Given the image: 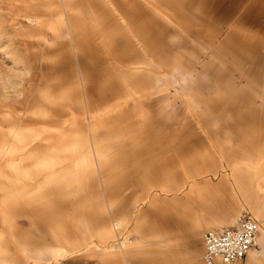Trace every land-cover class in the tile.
I'll list each match as a JSON object with an SVG mask.
<instances>
[{"label":"rangeland","instance_id":"obj_1","mask_svg":"<svg viewBox=\"0 0 264 264\" xmlns=\"http://www.w3.org/2000/svg\"><path fill=\"white\" fill-rule=\"evenodd\" d=\"M1 142L0 264H202L205 227L262 234L264 0H0Z\"/></svg>","mask_w":264,"mask_h":264},{"label":"built area","instance_id":"obj_2","mask_svg":"<svg viewBox=\"0 0 264 264\" xmlns=\"http://www.w3.org/2000/svg\"><path fill=\"white\" fill-rule=\"evenodd\" d=\"M260 223L250 215H241L229 227L208 230L203 234L206 264H233L256 247Z\"/></svg>","mask_w":264,"mask_h":264},{"label":"crops","instance_id":"obj_3","mask_svg":"<svg viewBox=\"0 0 264 264\" xmlns=\"http://www.w3.org/2000/svg\"><path fill=\"white\" fill-rule=\"evenodd\" d=\"M37 102H38L37 97H34L32 103H31V108L37 107V106H34L35 104L37 105ZM84 107H85V112L87 113L88 120H89V132H90L89 138H87L88 145H87V150H86V154H85L84 158L89 157V159L91 160L92 157L93 158L95 157L97 159V158H99V151H98L97 141L95 140V137H94V134H93V114H92V112L89 109V103H88L87 100L84 101ZM22 124H24L23 121L20 124H19V122H17L16 124H14L13 127H10V129H11L10 131L11 132L9 133V135H10V138L12 139V141H10L9 146H14V147L15 146L16 147H21L22 146L23 149H21L20 151H25L27 149V144H24V142H23L26 139L24 137V134H25V132H23L24 130H21V128H20V126H22ZM43 139L48 140V139H51V138L50 137H44ZM0 144H2V142ZM33 144H35V143H33ZM48 144H49V146L46 149L42 147V149H41L42 152H39V151H41L40 150L41 147L36 146V145L33 146V147H35L34 148L35 151H37L38 153H42L45 156V158H44L45 160L43 161L44 163H47V162L50 163V161H49V155L53 151L52 149H54V147L52 146V144L50 142H48ZM1 150H5V147L4 148H1ZM12 150H13V147H12V149H10L8 151H12ZM40 163H42V162H40ZM224 212H227V211H224ZM234 224H232V221L230 223H228V224H221V225H215L214 224V225H209V226L205 227L202 230L201 235H200V245H199L200 246V250H201L200 251V256H201L200 262L202 264H206L205 261H204V259H203V253H204L203 234L206 231H208V230L218 229V228H223V227H229V226H232ZM194 227H195L196 233H198L199 226L197 224H195ZM113 233H115V231H113ZM263 241H264V232L262 234L259 233V243L261 244V242H263ZM193 258L194 257H192L190 259V261H189L192 264H194L193 263L194 262L193 261ZM239 261H237V262H239ZM237 262H235V264ZM219 264H222V263H219Z\"/></svg>","mask_w":264,"mask_h":264},{"label":"bare ground","instance_id":"obj_4","mask_svg":"<svg viewBox=\"0 0 264 264\" xmlns=\"http://www.w3.org/2000/svg\"><path fill=\"white\" fill-rule=\"evenodd\" d=\"M27 18H28L29 20H31V18H30V17H27ZM33 20H35V19H33ZM257 241H258V237H257ZM251 250H252V249H251ZM251 250H250V251H251ZM250 251H249V252H250ZM234 264H235V263H234Z\"/></svg>","mask_w":264,"mask_h":264}]
</instances>
